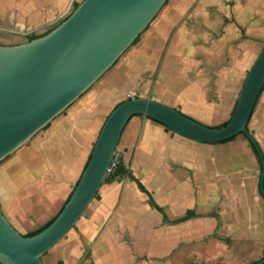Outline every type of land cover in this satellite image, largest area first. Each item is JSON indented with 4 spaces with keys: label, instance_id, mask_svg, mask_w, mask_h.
<instances>
[{
    "label": "crops",
    "instance_id": "1",
    "mask_svg": "<svg viewBox=\"0 0 264 264\" xmlns=\"http://www.w3.org/2000/svg\"><path fill=\"white\" fill-rule=\"evenodd\" d=\"M83 1L0 0V14L18 13V20L44 16L52 24L59 20L45 34ZM240 10L250 14L251 22H264V0H168L139 42L88 92L48 129L0 163V207L9 223L26 235L22 229L43 227L59 214L82 176L107 118L127 100L154 99L210 127L228 122L264 47V24L258 30L251 27ZM252 121L253 133L249 131L264 154V90L250 129ZM249 145L247 138L199 143L155 120L134 116L119 145L129 173L101 186L76 227L48 252V261L151 264L148 259L153 256L165 258L161 262L166 264L175 259L183 253L185 240L197 236L192 227L211 205L209 189H202L206 170L201 167L204 169V158L220 150L235 159L223 166L216 179L233 178L230 186L232 183L238 197V206L233 209L246 214L242 241L261 243V230L252 222V203L243 196L246 180L239 165L241 151L234 150L241 146L251 165L256 158L260 163ZM260 168L262 172L261 163ZM147 180L158 181V194ZM252 188L256 203L264 209L259 186L257 196ZM201 193L205 209L199 207ZM189 211L195 216L179 222ZM157 239L158 244L154 243Z\"/></svg>",
    "mask_w": 264,
    "mask_h": 264
},
{
    "label": "water",
    "instance_id": "2",
    "mask_svg": "<svg viewBox=\"0 0 264 264\" xmlns=\"http://www.w3.org/2000/svg\"><path fill=\"white\" fill-rule=\"evenodd\" d=\"M168 0H84L48 34L18 45H0V163L27 145L88 92L133 46ZM264 90V47L256 58L225 126L210 127L154 99L132 98L107 118L89 163L63 210L40 233L26 237L0 207V263L44 264L43 256L75 228L99 189L122 134L134 116L204 144L244 135L264 154L248 127ZM250 264H264V258Z\"/></svg>",
    "mask_w": 264,
    "mask_h": 264
},
{
    "label": "rangeland",
    "instance_id": "3",
    "mask_svg": "<svg viewBox=\"0 0 264 264\" xmlns=\"http://www.w3.org/2000/svg\"><path fill=\"white\" fill-rule=\"evenodd\" d=\"M243 11L241 12L240 10V13L245 22L248 24L250 23V26L257 30L263 28L264 22L260 20L251 22L250 14H245ZM55 21L56 22L52 24V20L44 16L42 18L23 17L21 20H18V13L16 14L14 12L6 16L0 14V45L12 46L26 43L30 36L41 35L51 27L57 25L59 20ZM253 122L254 121H252L251 129L249 128L251 132L254 126ZM237 139L245 140L246 138L244 135H239ZM119 145L117 150L121 154L122 163L124 153ZM249 146L250 148L252 147L251 145ZM234 150L241 151L242 156L239 165H241V170L244 172L243 174L246 180L242 185L245 192L243 196L248 202L252 203L250 212L253 217L255 216L252 222L257 231H259V229L261 230V243L248 244L242 241L241 232L245 227L244 221L246 219V214L245 212H239L233 209L234 206L238 204L236 192L234 193L231 187L232 183L230 186V182L233 178L230 180H223L218 177L216 179V177L222 173L223 166H228V164L234 162L235 159L229 155L227 151L220 150L214 153L216 156L211 155V157L204 158V169L203 166L201 167L202 170H206L202 173L204 176L202 177L203 182L201 181L202 189H206V187L209 189L210 195L207 196L208 198L210 197L209 201L211 205L209 204L210 206L204 211L205 213L199 216L197 225L192 227L197 230V236L191 239L189 238L188 240L186 239V242L183 243V253L180 252L175 259L168 260L166 264H250L259 262L264 258V209L260 202L256 203L254 194L251 191L253 186L256 195L261 176L260 163L256 158L253 165H251L252 161L250 157L246 155L241 146L235 147ZM111 176L112 175L108 174L106 178ZM157 182V180H151V182L147 180V183L151 185L154 192L156 190L155 194H158L160 190ZM151 198L154 200L153 196ZM204 198L205 195L201 193L199 200L202 204L200 203L199 207L203 205L204 207H202V209L206 208L205 202L203 201ZM57 215L56 213V216ZM152 220L155 221V215L154 217L152 216ZM40 228L41 226H36L22 229V231L24 233H31ZM186 234H190V232L187 230ZM154 243L158 244L159 240H155ZM49 256L50 254L48 252L43 256L42 261L44 264H50L48 261ZM148 261L151 264H164V262L161 261H166V259L152 256Z\"/></svg>",
    "mask_w": 264,
    "mask_h": 264
},
{
    "label": "trees",
    "instance_id": "4",
    "mask_svg": "<svg viewBox=\"0 0 264 264\" xmlns=\"http://www.w3.org/2000/svg\"><path fill=\"white\" fill-rule=\"evenodd\" d=\"M79 6V4H76V7H75V9L77 8ZM69 18V17H68ZM67 19V18H66ZM65 19V20H66ZM65 20H63V21H65ZM62 21V22H63ZM61 22V23H62ZM60 23V24H61ZM59 24V25H60ZM148 29V28H147ZM52 31V30H51ZM51 31H49V32H51ZM49 32H47V33H45V34H43V35H32V36H30V38L28 39V41L27 42H30V41H32V40H34V39H37V38H39V37H42V36H44V35H46V34H48ZM141 36V35H140ZM140 36L134 41V43H133V45H136L138 42H139V40H140ZM234 112V111H233ZM233 114V113H232ZM228 122H226V123H224V124H222V125H220V126H218V127H221V126H225L226 124H227ZM50 125L51 124H49L44 130H46V129H48L49 127H50ZM167 128V127H166ZM168 130H170L169 128H167ZM248 129H249V127H248ZM171 131V130H170ZM237 137H234V138H232L231 140H228V141H226V142H223V143H227V142H230V141H232V140H234V139H236ZM257 142V141H256ZM258 143V142H257ZM252 145V144H251ZM259 145V144H258ZM253 147V146H252ZM254 151H255V153H256V155H257V152H256V150L254 149ZM92 155V154H91ZM90 158H91V156H90ZM90 158H89V160H90ZM89 160H88V162H87V164H86V166H85V168H84V170L86 169V167H87V165H88V163H89ZM129 173V171H128V169H126L125 168V166L123 165V163H121L118 167H117V169L115 170V172H114V174L111 176V177H108V178H106V180H105V183H107V182H113V181H116V180H118L121 176H123V175H127ZM80 179H81V177H80ZM80 179H79V181H80ZM79 181L77 182V184L79 183ZM76 184V185H77ZM138 185H139V187H140V189L142 190V191H144V192H147V190L145 189V187L140 183V182H138ZM74 191V190H73ZM73 191H72V193H71V195L69 196V198H68V200L66 201V203H65V205L67 204V202L69 201V199L71 198V196H72V194H73ZM148 193V192H147ZM65 205L63 206V208L65 207ZM154 206L160 211V212H163V210L160 208V207H158L156 204H154ZM63 208L61 209V211L63 210ZM60 211V212H61ZM59 212V213H60ZM59 215V214H58ZM57 215V216H58ZM56 216V217H57ZM195 216V214H194V212H192V211H189L188 212V214L186 215V217L185 218H183L182 220H180L179 222H183V221H186L187 219H190V218H192V217H194ZM55 217V218H56ZM55 218L54 219H52L47 225H45V226H43V227H41L40 229H38V230H36V231H34V232H31V233H28V234H26V235H24V236H26V237H30V236H34V235H36V234H38V233H40L41 231H43L45 228H47L54 220H55ZM1 264V263H0ZM61 264V263H60Z\"/></svg>",
    "mask_w": 264,
    "mask_h": 264
},
{
    "label": "built area",
    "instance_id": "5",
    "mask_svg": "<svg viewBox=\"0 0 264 264\" xmlns=\"http://www.w3.org/2000/svg\"><path fill=\"white\" fill-rule=\"evenodd\" d=\"M121 164V154L120 152H118V150L116 149L115 154L113 156V159L109 165V168L107 170V174L113 175L115 170L117 169V167Z\"/></svg>",
    "mask_w": 264,
    "mask_h": 264
}]
</instances>
